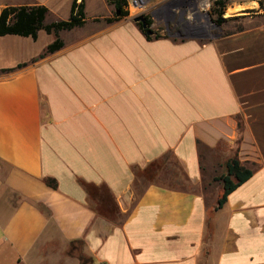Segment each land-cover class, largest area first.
Instances as JSON below:
<instances>
[{
  "label": "crops",
  "instance_id": "crops-1",
  "mask_svg": "<svg viewBox=\"0 0 264 264\" xmlns=\"http://www.w3.org/2000/svg\"><path fill=\"white\" fill-rule=\"evenodd\" d=\"M236 14L241 32L207 41L86 23L43 59L53 35L0 38V264H79L73 242L90 264H264V7ZM235 155L251 178L216 210ZM168 156L192 190L140 187ZM83 185L108 190L118 222Z\"/></svg>",
  "mask_w": 264,
  "mask_h": 264
},
{
  "label": "trees",
  "instance_id": "trees-1",
  "mask_svg": "<svg viewBox=\"0 0 264 264\" xmlns=\"http://www.w3.org/2000/svg\"><path fill=\"white\" fill-rule=\"evenodd\" d=\"M110 4L113 6L115 12L119 13V16L115 14L113 19L106 20V24L110 25L128 18L129 14L125 12V8L127 7L126 0H113L110 2ZM260 7H262V5H260ZM224 10V2L217 1L215 3L214 15L216 16L215 24L219 29H221L225 24L222 19ZM47 14L48 10L42 6L5 8L0 13V38L18 37L24 39L29 38L33 41H36L39 32H44L46 35H53L56 40L53 44L47 47L44 56L40 57V59H43L46 56L55 54L63 48V44L58 38V35L61 32H70L74 29L82 28L86 20L84 4L81 3L80 5H77V0L72 3L69 19L65 22H57L50 25H45L44 22ZM137 26L139 30L145 35L147 40H150L151 38H160V36H157L154 33H152V37L148 36L147 31L144 30L141 25ZM242 30L243 29H238L236 32H241ZM24 67L25 65H19L17 69L20 70ZM169 158L174 162V166L169 165ZM167 169L170 170L171 176L176 178L178 186H189L183 171L174 161L173 157L170 156L159 162L151 164L143 171H138L135 173V178L142 177L144 180L152 183L156 178L157 173L160 171L164 172ZM250 178L251 172L247 171L241 166L237 159V155L230 159L225 166V174L214 180L215 182L220 183L222 187L221 195L217 201L216 210L223 208V206L226 204L228 196L240 186H242L245 182H247ZM45 183L47 187L53 190L57 189V184L55 181L48 179ZM83 188L87 193L91 210L96 216L113 223L119 221V210L117 205L105 187L97 188L83 185ZM166 188L175 189L172 186H167ZM179 188L188 189L185 187ZM75 245L78 246V249L75 248ZM82 248L83 245L81 242L71 243L68 256L77 259L79 264H90V260L82 254Z\"/></svg>",
  "mask_w": 264,
  "mask_h": 264
},
{
  "label": "rangeland",
  "instance_id": "rangeland-1",
  "mask_svg": "<svg viewBox=\"0 0 264 264\" xmlns=\"http://www.w3.org/2000/svg\"><path fill=\"white\" fill-rule=\"evenodd\" d=\"M34 0H8L11 4L31 3ZM48 10V19L46 23L65 22L69 19L70 8L75 0H41ZM222 1L225 4L222 19L224 26L219 29L216 24L214 15L215 3ZM144 6L137 11L129 10L128 6L125 12L129 14L128 18L147 17L151 26V32L160 37L179 36L181 38L196 37L201 41H207L215 36L222 34L235 33L238 29L247 26L237 15L239 7L244 4H258L261 9L264 7V0H143ZM84 4L86 20L85 24H106V20L113 19L116 12L108 0H77V5ZM202 4L207 7H201ZM204 5V6H205ZM262 5V7H260ZM234 11V12H233ZM200 12L201 18L197 22L192 21L188 24V18H192ZM232 12V13H231ZM132 15V16H130ZM206 22L204 29H196L200 23ZM199 23V24H198ZM83 26V27H84ZM195 27V28H194ZM169 28V31H167ZM43 37L46 35L43 33ZM45 39V38H44ZM40 43H44L41 40ZM1 55V49H0ZM169 165L174 166V162L169 158ZM139 177L138 185L140 187L150 184ZM152 183L162 186H172L173 188L185 187L192 190L191 187L178 186L176 178L171 176L170 170L160 171ZM78 249V247L76 246Z\"/></svg>",
  "mask_w": 264,
  "mask_h": 264
},
{
  "label": "built area",
  "instance_id": "built-area-1",
  "mask_svg": "<svg viewBox=\"0 0 264 264\" xmlns=\"http://www.w3.org/2000/svg\"><path fill=\"white\" fill-rule=\"evenodd\" d=\"M126 2L129 10L137 11L138 9H141L144 6L143 0H126Z\"/></svg>",
  "mask_w": 264,
  "mask_h": 264
},
{
  "label": "water",
  "instance_id": "water-1",
  "mask_svg": "<svg viewBox=\"0 0 264 264\" xmlns=\"http://www.w3.org/2000/svg\"><path fill=\"white\" fill-rule=\"evenodd\" d=\"M109 2H112L113 0H108ZM117 16H119V13H116ZM134 24L141 25L144 30L147 31L148 36H152V32L148 29L147 25L145 24V20L143 17H137L132 20Z\"/></svg>",
  "mask_w": 264,
  "mask_h": 264
},
{
  "label": "flooded vegetation",
  "instance_id": "flooded-vegetation-1",
  "mask_svg": "<svg viewBox=\"0 0 264 264\" xmlns=\"http://www.w3.org/2000/svg\"><path fill=\"white\" fill-rule=\"evenodd\" d=\"M144 18V20H145V24L147 25V27H148V29L151 31V26H150V24H149V19L147 18V17H143ZM167 31H169V28H167ZM170 37H174V38H178V39H181V37H179V36H170Z\"/></svg>",
  "mask_w": 264,
  "mask_h": 264
},
{
  "label": "bare ground",
  "instance_id": "bare-ground-1",
  "mask_svg": "<svg viewBox=\"0 0 264 264\" xmlns=\"http://www.w3.org/2000/svg\"><path fill=\"white\" fill-rule=\"evenodd\" d=\"M205 8L207 7V5L204 6ZM234 12V11H233ZM232 13V12H231Z\"/></svg>",
  "mask_w": 264,
  "mask_h": 264
}]
</instances>
